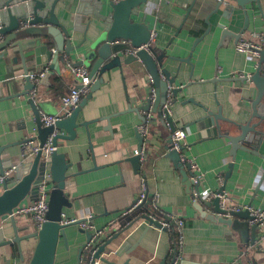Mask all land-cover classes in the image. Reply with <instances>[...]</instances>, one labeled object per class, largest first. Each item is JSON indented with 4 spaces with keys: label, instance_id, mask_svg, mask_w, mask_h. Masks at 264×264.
<instances>
[{
    "label": "crops",
    "instance_id": "0c3cea01",
    "mask_svg": "<svg viewBox=\"0 0 264 264\" xmlns=\"http://www.w3.org/2000/svg\"><path fill=\"white\" fill-rule=\"evenodd\" d=\"M218 2L149 0L140 7L137 18L145 17L155 34L153 45L159 55H164L160 68H168L171 75L176 77L175 85L181 87L170 114L176 128L187 130L185 153L201 169L200 190L217 189L219 177L222 176L226 182V192L233 202L264 209V145L257 153L238 149L233 155L227 139L219 136L199 139L197 136L200 127L196 120L204 114L199 104L213 111L221 107L224 117L244 121V113L251 111V98L257 92L252 81L243 83L232 78L242 73L251 74L261 57L257 61L239 52L234 36L226 46H218L221 28L217 24L223 23L238 32L245 21L243 10L235 0H224L221 5ZM78 3L79 0H60L56 6L61 20L65 15L64 22L74 45L84 37L83 32L74 31L73 28ZM229 6L234 7L233 11L227 8ZM248 7L250 24L242 37L257 41L256 36L264 34V20L253 12L250 5ZM225 13L230 18H226ZM207 18L212 24L211 32L197 43L193 51L196 38L208 29ZM86 46L87 43H84L72 52L71 57L66 58L78 62ZM55 47L51 46L52 49ZM190 52L191 62L180 60L187 58ZM5 53V57L0 58V89L3 96L0 98V145L5 147L0 155V167L4 170L37 154L25 156L22 141L36 135V141L40 142L37 118L29 102L31 96L22 93L26 84L24 69L20 61L13 63L12 56L15 54L12 50L7 49ZM132 55V50L121 53L122 64L103 73L105 82L93 92L77 119L78 122L90 121L87 128L77 127L74 139L58 140L57 150L64 152L72 164L68 174L75 173L66 184V199L62 207L64 218L90 216L94 224L91 232L102 228L105 232L112 231V236L120 233L103 253L117 264H163V261L168 264L173 232L149 226L148 220L141 214L139 218L127 220L125 217L131 213L127 210L132 207L141 189L140 170L136 171L128 158L135 154L139 143L138 126L150 112L152 122L146 149L147 158H151L152 163L149 169L146 162L148 198L144 204L151 206V197L158 194L160 210L184 219L185 242L179 264H264V240L255 244L251 235L243 239L233 226L202 216L194 206L193 184L190 187L186 184L182 172L168 156L172 148V130L165 123L160 106L153 105L149 110L140 108L146 104L150 88L154 85L140 58ZM50 62L52 58L38 65L31 59L28 62L29 72L37 71ZM52 71L48 80L38 85L35 102L40 112L56 114L62 110L61 95L67 94L75 81L65 64V54L60 55ZM55 74L65 78L66 87L53 88ZM129 107L133 109L127 110ZM222 123L235 129L231 122ZM58 131L67 134L65 130ZM248 147L255 149L252 144H248ZM49 184L51 194L54 184ZM3 190L4 187L0 185V193ZM212 210L209 209L210 212ZM14 218L21 236L37 230L30 215L19 214ZM0 228L9 229L6 237L12 234L10 219L0 218ZM80 229L77 224H70L61 232L54 264H80V259L83 260L78 255L86 240V233L80 232ZM36 242L37 238L30 236L22 239L21 246L1 245L0 264H29ZM98 264L107 263L99 261Z\"/></svg>",
    "mask_w": 264,
    "mask_h": 264
},
{
    "label": "water",
    "instance_id": "95a60500",
    "mask_svg": "<svg viewBox=\"0 0 264 264\" xmlns=\"http://www.w3.org/2000/svg\"><path fill=\"white\" fill-rule=\"evenodd\" d=\"M60 0H0V33L3 39L0 41V58L5 57L7 49L12 50L15 54L12 56L13 63L21 62L24 69V78L26 81L23 94H30L35 88V84L27 75L29 73L28 62L35 60L36 64L46 63L50 58L51 70L41 80L46 82L58 64L60 55L65 54L71 57L75 49L81 48L87 43L85 52H81V58L76 64L86 63L90 67V76L95 79L90 92L82 99L72 114L66 118L57 120L54 124L45 126L40 119V108L36 105L35 97H29V102L33 108L35 117L38 122V139L40 146H43L49 135L56 133L53 138V145L58 146L60 138L74 139L77 133V127L85 126L87 128L90 121L78 122V116L84 105L92 97L95 90L100 88L105 82L103 73L109 72L115 66H120L121 53L148 44V48H141L136 54L149 72L153 85L157 89V102L155 105L160 106L166 102L168 87L173 86L175 101L181 87L176 86V77L171 75L168 68H160L164 62V55H159L155 45L152 44L153 32L146 21L145 17L138 19L140 15V7L147 4L149 0H79L77 11L74 15V31L84 33L82 41L74 45L70 38V31L64 22V16L56 13V6ZM222 1L218 2L221 5ZM239 8L243 10L245 21L242 28L235 32L226 27L223 23H218L221 28L218 46H226L231 36H234L236 42L242 37L243 33L248 30L250 24L249 7L254 13L259 14L264 20V0H235ZM230 11L234 9L232 6L227 7ZM226 18H230L227 13ZM208 29L198 38H196L192 50L194 51L197 43L202 40L206 34L211 32V23L209 18L206 19ZM264 38V34H262ZM55 45V48H51ZM191 50V51H192ZM46 52V53H45ZM161 52V51H160ZM45 53V56H44ZM43 55V56H42ZM134 56V57H135ZM190 55L187 58H180L181 61L191 62ZM261 60L256 69L249 76H237L232 80H240L243 83L252 81L256 88L255 97L251 98V111L244 113L245 120H231L223 116L222 108L217 111L209 109L204 104H199L204 111L196 120L199 123L200 131L198 138L209 136H219L227 139L231 143V153L235 155L238 149H244L257 153L259 148L264 145V46L261 51ZM101 74L98 76V74ZM1 95V89H0ZM13 95V94H11ZM0 98H3L1 95ZM145 110H149L150 105L144 104L140 106ZM133 109L129 107L127 110ZM126 110V111H127ZM134 110H137L134 109ZM109 119V117H107ZM145 119V118H144ZM231 122L235 129L224 125L222 122ZM168 122L171 130H175L173 118L169 115ZM58 130H65L59 132ZM32 139V138H31ZM36 140V137L33 138ZM137 149L140 151L144 138L138 135ZM25 141V140H24ZM22 141V142H24ZM170 143L172 139L170 138ZM248 144L254 145L255 149L251 150ZM4 146L0 145V155ZM170 149V147H168ZM184 147H182V151ZM168 156L176 164L177 168L182 172L186 184L190 187L192 180L189 176L196 175L190 171V166L184 165L181 161V152L170 149ZM45 153L39 150L33 158L19 163L14 171V175L10 177L4 184V190L0 193V218L3 220L10 219L12 226V234L6 237L7 228H0V246L6 244H17L21 246L24 238L34 236L37 238L29 264H54L57 252V245L61 232L70 224L62 223L63 205L65 203V189L67 180L75 173L68 174L71 162L67 160L64 152L55 150L47 159L44 158ZM128 160L132 163L134 169H140V154H134ZM8 161H10L8 159ZM49 161V162H47ZM2 164V161H0ZM94 167H97L95 165ZM5 170L0 167V174ZM188 171L190 174L188 175ZM42 181L54 184L50 194L49 209L47 219L43 222L40 229L27 236H21L16 225L15 218L12 214L15 207L27 199L35 200L39 193V184ZM201 179L193 187L200 191ZM50 185V184H49ZM226 191V182L219 188V193ZM194 206L200 214L210 220L224 222L233 226L241 237L251 235L252 241L255 243L259 235V223L249 224L252 218L248 209L233 211L231 215H226L227 210L221 206V198L215 197L210 200L195 201ZM138 206L131 213L126 215V219L132 217L139 218L140 208ZM213 210L210 212L209 209ZM124 217V218H125ZM149 222V226L160 228V223L153 220L150 215H142ZM77 224V223H71ZM78 225V224H77ZM80 232L86 233V240L83 242L78 257L80 264H87L91 261H103L107 264H117L108 257L104 256L109 248L110 243L120 234L105 236L96 234L90 230L80 229ZM9 233V232H8ZM247 241V240H246ZM83 254V255H82ZM164 264V261L162 262ZM124 264H129L125 262Z\"/></svg>",
    "mask_w": 264,
    "mask_h": 264
},
{
    "label": "built area",
    "instance_id": "2783aa9c",
    "mask_svg": "<svg viewBox=\"0 0 264 264\" xmlns=\"http://www.w3.org/2000/svg\"><path fill=\"white\" fill-rule=\"evenodd\" d=\"M115 2L121 0H114ZM222 1V0H217ZM1 28V25H0ZM154 35H152V41L154 40ZM255 36V35H254ZM253 38V37H252ZM258 39L253 40L248 37H242L236 44V49L239 52H243L248 56H251L255 59L260 58L261 51L264 46V39L263 37H257ZM3 39V35L0 33V41ZM153 44V42H152ZM148 44H143L140 47H137L132 50V54H136L137 51L141 48H148ZM50 63L42 66L37 71H31L27 75L30 77V80L35 84V88L31 90L30 96L35 97L37 95V87L41 83L42 78L49 73L51 70ZM65 64L69 69V72L72 76V79L75 81L74 85L70 88V91L61 97V106L62 110L59 113L52 114L47 112H40V119L42 124L45 126H49L54 124L57 120L66 118L72 114L74 109L79 106L82 99L90 92L91 86L95 79L91 78L90 76V67L86 63L76 64L69 60L68 58L65 59ZM250 74H241V76H249ZM149 79L152 80L151 76ZM157 102V89L156 87L152 86L150 88L146 104L149 103L150 107L155 105ZM175 102V96L173 92V86L168 87L167 92V99L166 102L161 107L162 117L165 123L169 126L168 116H171V109ZM152 122L151 113L148 112L145 116L144 121L138 126L139 133L144 138V144L142 145L140 151L135 149V154H140V174H141V189L140 192L134 201L132 207L127 210V212H132L138 206H143L144 202L148 198V185L146 180V162H147V149L146 144L150 134V126ZM170 127V126H169ZM56 133H52L49 135L46 143L43 146H40V143L33 138L36 135H33L27 139H25L23 143L24 153L25 156L30 157L32 154H36L39 150L45 153V159H47L55 150H57V146L53 145V138ZM32 138V139H31ZM187 138V130L182 127H178L175 130L171 131V147L172 149L178 150L181 152V161L184 165L190 166V171L195 173L196 175L191 176L192 184H196L198 179L202 177V172L200 167L198 166L197 162L189 157L187 153H185L186 146L185 141ZM182 147L184 150L182 151ZM26 158V157H25ZM16 166H12L9 169H6L3 173L0 174V185L4 187L5 182L11 177L14 169ZM219 183L217 189H204L200 190L199 192L193 189V198L194 201H202V200H210L214 199L215 197L221 198V206L222 208L227 210L226 215H231L233 211H240L242 209H248L252 218L249 219V224L253 225L255 223H259V235L255 244L261 243L264 240V209L262 208H255L252 205H243L233 202L232 198L228 195L226 191L224 193H219L218 190L224 185V179L222 176L219 177ZM49 183L47 181H42L39 184V193L35 200L24 201L20 203L17 207L14 208L11 215L16 216L19 214L30 215L35 222L37 230L41 228L43 222L47 219V212L49 209V201H50V194H49ZM151 208L152 213L149 215L153 220H156L160 223V228H165L173 232V236L171 239V247L168 256V264H179L183 258V250H184V242H185V221L182 217L172 214L169 212H164L159 209L158 207V194H154L151 199ZM62 223L71 224L77 223L78 226L85 230H91L94 226L92 217L87 218H78V217H68L62 218ZM94 232L96 234H102L105 236L112 235V231L105 232V230L95 229ZM261 248V247H260ZM99 260L96 261H89L87 264H98Z\"/></svg>",
    "mask_w": 264,
    "mask_h": 264
},
{
    "label": "trees",
    "instance_id": "16d2710c",
    "mask_svg": "<svg viewBox=\"0 0 264 264\" xmlns=\"http://www.w3.org/2000/svg\"><path fill=\"white\" fill-rule=\"evenodd\" d=\"M54 79H53V88H60V87H66V83H65V78L61 75H58V74H55L54 75ZM69 92V91H68ZM66 93H64L63 95H65ZM61 95V97L63 96ZM151 163H152V159H148L147 158V165L149 167V169L151 168ZM152 208L150 206L149 203H146L144 204L141 208H140V213L139 215L141 214V216L143 215H149L150 213H152Z\"/></svg>",
    "mask_w": 264,
    "mask_h": 264
}]
</instances>
